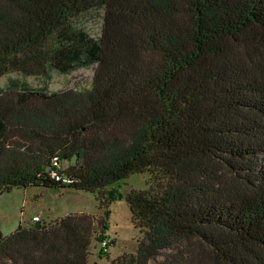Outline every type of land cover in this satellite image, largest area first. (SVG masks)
<instances>
[{
	"label": "trees",
	"instance_id": "trees-1",
	"mask_svg": "<svg viewBox=\"0 0 264 264\" xmlns=\"http://www.w3.org/2000/svg\"><path fill=\"white\" fill-rule=\"evenodd\" d=\"M93 64L85 90L0 89V193L89 191L105 216L108 186L147 171L123 196L137 248L108 264H264V0H0V76ZM104 228L19 224L0 264H89Z\"/></svg>",
	"mask_w": 264,
	"mask_h": 264
},
{
	"label": "rangeland",
	"instance_id": "rangeland-1",
	"mask_svg": "<svg viewBox=\"0 0 264 264\" xmlns=\"http://www.w3.org/2000/svg\"><path fill=\"white\" fill-rule=\"evenodd\" d=\"M101 21V15L92 12L84 15L78 21V25L89 35L97 37L100 33ZM94 68L93 64L67 73L51 69L45 76L24 75L17 71H10L0 76V89L7 90L8 86L14 89L15 84L22 83L30 91L43 89L46 93L65 89L85 90L91 85ZM67 164L68 161H62L61 167ZM148 178L147 171L133 172L109 185L108 187L117 188L122 197L108 204L109 212L105 216L98 208L94 194L89 191L34 185L24 188L12 187L0 193V236L9 234L19 224L34 223L31 219L33 215L40 219L39 224L53 221L68 212H84L92 216H101L105 222L103 239L106 241V247L101 252L100 241L92 237L88 245L87 261L89 264H108L109 260L118 255L133 253L137 248L141 233L130 221L129 209L123 196L131 189H146ZM198 253L200 256L208 255L205 248L199 244Z\"/></svg>",
	"mask_w": 264,
	"mask_h": 264
},
{
	"label": "built area",
	"instance_id": "built-area-1",
	"mask_svg": "<svg viewBox=\"0 0 264 264\" xmlns=\"http://www.w3.org/2000/svg\"><path fill=\"white\" fill-rule=\"evenodd\" d=\"M52 163H53V164H56V159H55V158H53ZM54 178H55L56 180H60V181H62V182L67 181V179H66L65 177H60V175H54ZM31 219H32V221H34V222L38 221V217H37L36 215L32 216ZM100 245H101V249L104 251V250H105V247H106V241H105L104 239H102V240L100 241Z\"/></svg>",
	"mask_w": 264,
	"mask_h": 264
},
{
	"label": "crops",
	"instance_id": "crops-1",
	"mask_svg": "<svg viewBox=\"0 0 264 264\" xmlns=\"http://www.w3.org/2000/svg\"><path fill=\"white\" fill-rule=\"evenodd\" d=\"M64 213H66V212H64ZM68 213H71V212H68ZM68 213H66V214H68ZM64 215H65V214H64ZM33 216H34V215H33ZM39 220H40V219L38 218V222H39Z\"/></svg>",
	"mask_w": 264,
	"mask_h": 264
}]
</instances>
